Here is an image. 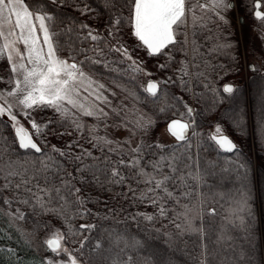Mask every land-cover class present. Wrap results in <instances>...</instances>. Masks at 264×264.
Instances as JSON below:
<instances>
[{"label":"snow or ice","instance_id":"obj_1","mask_svg":"<svg viewBox=\"0 0 264 264\" xmlns=\"http://www.w3.org/2000/svg\"><path fill=\"white\" fill-rule=\"evenodd\" d=\"M101 6L109 13L106 35L65 15L64 10L81 16L95 13L90 0H0V60L7 61L11 73L8 79L0 77L8 86L0 88V119L6 118L12 131L11 139L0 134V218L9 227L29 216L67 225L43 241L54 256L39 264H174L180 245L187 250L189 242L194 264H252L248 164L239 156L227 166L204 159L201 153L207 149L196 131L197 109L206 92L218 106L240 91L233 83L217 88L204 71L215 70L213 55L233 48L221 43L208 25L217 21L227 25L234 0H101ZM262 7V0H254L253 15L264 24ZM125 24L138 47L149 57L163 59L159 70L173 73L148 81L144 96L127 83L151 73L121 41ZM248 68L259 71L254 64ZM100 69L111 74L112 87L98 78ZM169 85L188 94V99L169 95ZM198 86L206 92H197ZM259 94L264 101V82ZM140 104L153 105L151 114ZM43 111L52 116L39 123L35 114ZM161 114H167L173 143L150 140ZM86 117L93 122H86ZM232 119L239 123L240 117L234 113ZM73 133L75 139L63 147L48 140L49 135L63 139ZM258 134L264 135V122ZM207 140L221 152H239L220 125ZM233 173L241 190L238 198H228L222 215L220 202L226 194L218 188ZM118 186L127 187L121 193L125 200L153 209L131 213L126 221L139 227L140 222L155 225L167 220L174 232H167L168 225L147 235V229L132 234L127 227L74 225V220L108 221L116 215L115 207L90 192H111ZM90 204H102L103 215ZM236 231L244 233L239 246ZM157 234L166 238L165 249L151 243ZM23 237L33 239L27 232Z\"/></svg>","mask_w":264,"mask_h":264},{"label":"trees","instance_id":"obj_2","mask_svg":"<svg viewBox=\"0 0 264 264\" xmlns=\"http://www.w3.org/2000/svg\"><path fill=\"white\" fill-rule=\"evenodd\" d=\"M92 7L96 9L95 13L81 16L79 12L74 10H64L67 17H75L78 21L88 23L92 28L98 29L100 32L106 35L107 21L109 13L105 12L101 6V0H90ZM254 0H235L236 11L246 21L254 24L257 30L264 37V24L257 21L253 15L252 4ZM264 0H262L263 4ZM82 7V5H81ZM124 15H127V10H124ZM208 27L212 29V33L220 38L221 43H231L233 48L227 50L222 54H215L211 57V63L215 67L205 69V73L208 76L209 82H211L217 88H221L224 83H233L240 89L235 99H227L224 103L218 106L212 105L211 93L206 92L202 87H197V92H206L205 99L201 101L200 107L197 111L200 113L197 116V129L200 134L206 152H202L201 155L204 159L218 161L220 165L227 166L228 161L235 160L237 156L248 164L247 167V184L248 189L251 192V206L253 211L251 229H252V244L249 248L252 253V264H264V135H259L261 131L262 122H264V101L260 96V89L262 82H264V69L258 64H254L259 70L254 73L249 70L248 79L244 81L241 77L243 67V51L245 42L241 38L239 26L234 19L228 18V24L225 25L219 21L215 24H209ZM122 36L121 41L130 47V50L135 55H142L145 59V63L150 65L151 75L146 77L144 74H139L135 81H128L130 87L135 86L137 92L144 96L142 88L146 87L148 81L160 80L166 75H173L172 72L164 73L158 68V64L164 62L160 57H149L141 47H138V42L131 36L129 26L125 24L121 28ZM110 59L113 57H109ZM178 59H184L183 54H177ZM222 66V67H221ZM227 71V75L225 72ZM103 80L110 83L111 74L104 69H100ZM223 77V79H220ZM169 95L175 94L177 97L184 96V99H188V94L183 93L175 85L168 86ZM124 95L123 93H121ZM222 95H226L221 93ZM131 106V101L128 100ZM144 112L151 114L150 109L153 105L149 104L147 107L143 104L138 105ZM181 111L183 109H180ZM237 114L240 117L239 123L232 119L233 114ZM167 114H161L157 119V126L161 122H166ZM51 111H43L36 114V119L39 123H43L47 118L51 117ZM171 118H177L172 116ZM86 122L92 123L91 118H84ZM220 125L223 132L229 134L235 139L239 148L238 153H224L219 151L216 146L207 140V137L212 134L211 128L213 126ZM7 133L9 139H11L12 131L10 123L7 120L0 119V134ZM75 133L73 136H64L61 139L59 136L49 135L48 140L52 144H56L57 147H63L64 142L75 139ZM83 142V141H81ZM173 143V142H170ZM169 144V143H165ZM245 171L244 169L241 170ZM235 173L232 177H227L221 182V187L218 188L226 194V198L220 203L223 206L221 214L229 207L228 198H238V190H241V183L235 179ZM135 187V185H133ZM143 187V185H141ZM127 187H116L111 192H105L98 189L91 190L90 194L94 198H98L101 202L108 201L109 205L115 207L117 214L114 215L108 221H98L90 218H86L85 221L74 220L73 223L79 224L82 222L102 224L103 227H113L123 230L127 227V230L136 234L137 232L147 229L144 235L148 232H152L154 228H162V225H168L167 232H174V229L167 220L160 221L155 225L148 224L147 222H140L137 227V222L126 221V216L135 212H152L151 207L139 205L135 201L125 200L121 193H126ZM129 197L131 193L128 194ZM111 196V199L109 197ZM93 211H97V208L101 210L103 215V205L93 207L88 205ZM48 221V227H44V222ZM126 223H122L125 222ZM61 229L65 231L67 225L62 224L59 221L52 220L50 217H31L29 216L26 221H21L13 227H9L5 218H0V264H39L43 259L52 258L54 256L46 245L43 244L48 238L50 232L55 229ZM163 231V229H162ZM31 233L32 241L29 242L23 237V233ZM236 237V244L239 246L244 241L242 237L244 233L236 231L233 233ZM187 240V237L184 238ZM157 248L165 249L167 247L166 238L160 234L156 235V239L151 241ZM179 243V241H177ZM76 247L78 245H72ZM248 247L247 244H245ZM193 245L188 243L187 250L184 245H180V251L175 253L174 264H194L193 259L190 258L189 252ZM11 249L12 251H9ZM86 262V258H85Z\"/></svg>","mask_w":264,"mask_h":264},{"label":"rangeland","instance_id":"obj_3","mask_svg":"<svg viewBox=\"0 0 264 264\" xmlns=\"http://www.w3.org/2000/svg\"><path fill=\"white\" fill-rule=\"evenodd\" d=\"M263 4H264V2H263ZM262 8L264 10V7H262ZM227 17L230 19H234L237 22V24L239 26L241 38L245 42V47H244V51H243V61H244V66L246 68L241 73V77L245 81L248 79V76H249V69H248L249 63L258 64L259 66H261V68L264 69V37L257 30V27L254 24H251L249 21H246L244 18H243L244 19L243 21L239 20V15L236 11V8H234L231 12H229L227 14ZM129 49H130V47H129ZM133 56H134V58H137L138 60L142 61L144 69L147 72L151 73L150 65L145 63V59L142 55L133 54ZM10 75H11L10 68L7 64V61L6 60H0V77H4L5 79H8L10 77ZM145 76L149 77L150 75H145ZM152 79L156 80V78H152ZM103 82L105 84L109 85V87H112V85L109 82H107L105 80H103ZM5 87H8V86L4 83H0V88H5ZM119 95L123 96L121 93H119ZM125 103L129 104L128 100H126ZM22 122H24V121L22 120ZM167 122L168 121L161 122L160 124H158L157 126L152 128V130L150 132V140L151 141H156V142H160V143H164V144L174 142V138L171 137L170 134L167 132ZM26 126H27V124H26ZM215 127L216 126H213L211 128L212 133H214Z\"/></svg>","mask_w":264,"mask_h":264},{"label":"water","instance_id":"obj_4","mask_svg":"<svg viewBox=\"0 0 264 264\" xmlns=\"http://www.w3.org/2000/svg\"><path fill=\"white\" fill-rule=\"evenodd\" d=\"M234 3H235V0H234ZM262 11H263V9H261ZM244 19H243V16H241V18H240V21H243ZM178 118V117H177ZM6 119V118H5ZM168 123V122H167ZM224 135H227V136H229V138H231L235 143H236V141L234 140V138H232L229 134H227V133H223Z\"/></svg>","mask_w":264,"mask_h":264}]
</instances>
